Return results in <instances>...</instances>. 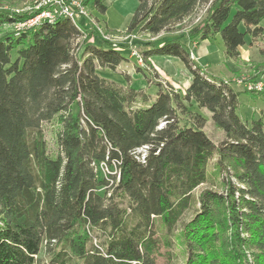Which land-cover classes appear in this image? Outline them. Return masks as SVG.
Returning <instances> with one entry per match:
<instances>
[{
    "label": "trees",
    "instance_id": "obj_1",
    "mask_svg": "<svg viewBox=\"0 0 264 264\" xmlns=\"http://www.w3.org/2000/svg\"><path fill=\"white\" fill-rule=\"evenodd\" d=\"M201 4L187 34L140 50L146 66L179 58L191 78L182 93L156 80L153 98L97 74L126 61L124 47L98 44L95 29L68 17L0 35V264H178L175 247L181 264H264L263 120L242 118L239 91L194 63L182 40L219 35L225 57L237 58L247 36L263 34L264 0H137L128 26L155 36ZM41 9H0V27ZM200 108L223 131L219 144ZM51 121L54 156L42 127Z\"/></svg>",
    "mask_w": 264,
    "mask_h": 264
},
{
    "label": "rangeland",
    "instance_id": "obj_2",
    "mask_svg": "<svg viewBox=\"0 0 264 264\" xmlns=\"http://www.w3.org/2000/svg\"><path fill=\"white\" fill-rule=\"evenodd\" d=\"M43 1L49 0H0V9L17 13L30 12L39 8H42V11L54 10V3H44ZM104 1L107 6L105 13H99L98 11L91 9L89 6L84 7L85 14L79 16V18L75 13H72V16H68L67 13H60L62 16H68L74 23L86 27L87 30L95 29L100 36V39H96L98 44L101 42V39H104L114 45L124 47L123 54L129 58L126 61L121 62L114 70L109 68L100 69L98 67L96 68L97 74L126 86L130 84L135 88H143V90L146 91L147 94H150L152 98L157 92V86L153 84L156 80L161 81L164 86H168L174 91L182 93L189 72L179 58L154 55L152 57H154L155 65L158 66H154L152 62L151 65L146 66L143 61L139 59L137 54L140 53L143 45L147 42H154L158 39H164L170 36L187 34L192 27L197 25L204 18L207 5H199L197 9L181 23L170 26L159 34L151 36L147 33L134 31L135 25L130 28L128 26L137 6V0ZM56 17H54V19ZM42 19L54 20L53 18H41V21H43ZM26 21L27 20H24L0 27V35L9 31L12 32L30 27V23ZM41 21H36L33 25H36ZM260 25L264 29V19L261 21ZM240 29L243 30L242 25L240 26ZM182 40L190 46L192 51L191 57L194 63L208 74H213L216 77L219 76L220 79L231 85L234 90L239 91L238 114L248 121L261 118L264 125V94H254V91L248 93V90L245 87V84L249 81L254 82L260 80L263 84L261 91L264 93V31L262 35L255 38L247 36L244 45L239 47V56L233 59L225 57L224 45L219 35H216L215 38L210 40L193 41L188 40L186 37ZM196 49L199 52H202L204 49L205 51L199 55ZM11 57H15L14 52H12ZM137 65L140 67L141 72H138L136 69ZM190 108L191 110H195V107ZM198 111L206 118L203 127L205 133L215 144H219L225 138L223 131L215 127L208 110L200 108ZM42 127L48 152L54 156L58 150L55 143V131L58 126L51 121L44 122ZM213 163L214 159L209 161V172L213 170ZM101 169L104 173L108 172L103 164H101ZM210 185V182H208L197 186L193 191L194 196L196 197L201 190ZM215 188L217 190L221 189L218 182L215 184ZM193 211L194 209L191 208L185 212L180 221L176 224L175 229L173 230L174 233L178 232L183 222L191 218ZM158 225L159 224H157V226ZM157 233L160 234L159 232ZM161 251L165 252L166 249L162 248ZM172 251L178 253L177 261L178 264H181L183 258L181 254H179L178 248L175 247ZM165 257V254L159 255L158 263L165 262Z\"/></svg>",
    "mask_w": 264,
    "mask_h": 264
},
{
    "label": "built area",
    "instance_id": "obj_3",
    "mask_svg": "<svg viewBox=\"0 0 264 264\" xmlns=\"http://www.w3.org/2000/svg\"><path fill=\"white\" fill-rule=\"evenodd\" d=\"M44 3H54V10L53 11H40L38 14H36L34 17L28 19L26 22L30 23V27L33 26L34 22L41 20V18H54L56 16H59L60 13H75L77 17L83 16L85 14L84 7L82 0H49V1H43ZM38 8V7H37ZM25 24V23H23ZM137 56L140 55L137 54ZM245 87L248 91H261L263 88L262 81H249L245 84Z\"/></svg>",
    "mask_w": 264,
    "mask_h": 264
},
{
    "label": "crops",
    "instance_id": "obj_4",
    "mask_svg": "<svg viewBox=\"0 0 264 264\" xmlns=\"http://www.w3.org/2000/svg\"><path fill=\"white\" fill-rule=\"evenodd\" d=\"M205 48V47H204ZM196 51H197V53L199 54V55H201L204 51H205V49L202 51V52H199L197 49H196ZM192 52V51H191ZM129 58V57H128ZM151 62L153 63V65L154 66H158V65H155L156 63H155V60H154V57H151ZM199 65H201L200 63H198ZM201 67H203L202 65H201ZM188 75H189V73H188ZM213 75V74H212ZM219 77V76H218ZM190 80H191V78H190V75L189 76H187V80L185 81V83H184V89L185 88H187L188 87V85H189V83H190ZM123 86H126V85H123Z\"/></svg>",
    "mask_w": 264,
    "mask_h": 264
},
{
    "label": "bare ground",
    "instance_id": "obj_5",
    "mask_svg": "<svg viewBox=\"0 0 264 264\" xmlns=\"http://www.w3.org/2000/svg\"><path fill=\"white\" fill-rule=\"evenodd\" d=\"M37 7V6H36ZM53 9V8H52ZM61 15V14H60ZM68 16H72V13H67ZM66 16V17H68ZM69 18V17H68ZM74 18V17H73ZM54 19V18H53ZM43 20V19H42ZM41 21V20H40ZM38 24V23H37ZM34 26V25H33Z\"/></svg>",
    "mask_w": 264,
    "mask_h": 264
}]
</instances>
